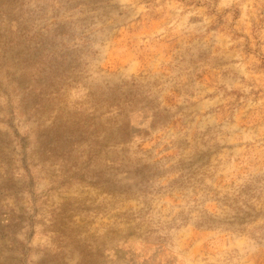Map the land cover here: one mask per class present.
Returning <instances> with one entry per match:
<instances>
[{
    "label": "rangeland",
    "instance_id": "374dc122",
    "mask_svg": "<svg viewBox=\"0 0 264 264\" xmlns=\"http://www.w3.org/2000/svg\"><path fill=\"white\" fill-rule=\"evenodd\" d=\"M0 264H264V0H0Z\"/></svg>",
    "mask_w": 264,
    "mask_h": 264
}]
</instances>
